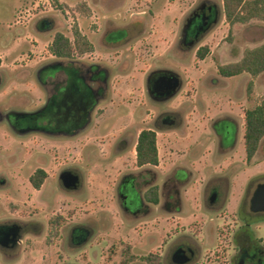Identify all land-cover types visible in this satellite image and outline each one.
<instances>
[{
	"label": "rangeland",
	"instance_id": "obj_1",
	"mask_svg": "<svg viewBox=\"0 0 264 264\" xmlns=\"http://www.w3.org/2000/svg\"><path fill=\"white\" fill-rule=\"evenodd\" d=\"M18 1L0 0V225L26 222L30 225L25 229L17 254L14 256V252L7 253L6 258H2L0 254V264H86L89 251L94 247L96 251L89 264H120L126 247L132 249L129 243L136 245L137 241L144 243L143 248H136L132 254L137 257V262H142L140 258L144 257L139 255L151 252L157 244L163 247L162 264H173L172 253L180 245L188 244L195 254L187 264H240L241 256L235 240L240 229H245L264 246V213L250 212L253 193L258 185L264 184V140L249 166L245 161L243 141L244 112L257 106L264 97V73L255 78L242 74L228 79L218 74L219 67L239 62L244 51L264 43V23L252 21L231 28L225 22V17L222 19L223 0H176L163 20L170 22L173 27L168 30L169 26L165 25L166 29L162 32L161 47L166 52L161 56L157 51L155 53L146 49L144 44L135 52L131 49L132 45L122 47L119 43V46H115L114 44L124 41L128 36L127 32L113 31L114 24L105 22L112 20L120 25L122 20L131 22L141 19L147 23L153 19L158 21L160 19L156 17H164V8L169 0H155V3L151 0L150 3L154 5L141 8V11L146 12L145 15L135 16L134 19L129 18L130 14L126 12L128 4L123 3L110 13L98 11L97 15L95 11L91 21L87 20L90 13L78 9L81 4L70 7L60 5L56 0H49L50 5L38 7V4H43L39 1L38 12H48L44 17L54 16L62 20V17L67 18L65 10L74 9L78 13L79 23L84 22L93 52L85 54L79 63H102L114 69L108 80L106 101L100 104V109L92 116L94 129L82 136L67 139L57 135L64 125L62 117L58 118L61 120L59 123L54 122L51 126L39 129H44V134H54L49 136L37 132L26 133L31 129L30 123L18 122L14 115L39 110L44 106L47 96L43 94V89L37 87L36 70L18 68L13 72L9 69V62L3 57L12 48L23 55V60L46 58L49 55L46 47L50 39L57 31L64 29L54 28L56 24L51 19V29L43 24L45 34L42 40L35 41V28L39 27V23L34 20L24 27L17 22V18L13 19L11 8ZM145 1L146 6L150 5L148 0ZM20 2H26V9H30L32 0ZM200 4L214 5L217 9V21L192 51H180L177 44L184 20ZM179 8H188V12L175 23ZM98 17L100 24L94 27L92 23L98 22ZM90 23L92 28L88 26ZM154 26L159 28L158 24ZM151 27L148 26L147 32L157 30ZM140 32H131L127 40L130 37L138 38L137 33ZM18 33L19 44L13 49ZM108 35L111 36L106 41ZM85 37H88L87 34ZM106 42L114 44L109 47ZM34 46L44 49L34 55ZM202 47H206L208 53L203 60H199L196 53ZM159 68L171 69L177 73L183 85L181 93L173 101L163 105V108L148 103L145 93L148 75ZM15 80H27L26 92L22 94L15 90L12 95L8 94L9 87ZM249 83H252L251 93H248ZM66 97L68 106L75 107L82 101L71 90H66ZM163 110L180 111L183 120L179 126L155 129L158 133L160 171L167 173L174 165L183 166L187 170L192 168L195 175L193 182L203 180L199 194L192 198V201H198L200 210L193 211L188 206L190 201L185 207L190 211L191 220L193 215L201 216L196 219L197 222L187 225H184L182 219L169 215L170 211H165L162 207L155 212L157 215L143 222L139 221L141 224L131 217L124 219L118 208L116 189L122 175L137 172L135 144L140 132L138 126L143 119H153ZM56 112L61 113L62 109L57 108ZM222 117L236 119L240 132L236 149L229 155L220 157L212 125ZM74 120L67 121L69 127L66 129L70 134L77 124ZM144 122L146 123L145 120ZM144 125L141 128H146ZM190 134L194 135L192 139H189ZM125 135L134 136L135 141L129 149L120 151L118 141ZM37 170H43L46 174V180L39 191L34 190L29 181ZM64 171L75 172L81 177L82 185L78 191L64 189L59 181V175ZM185 172L188 177L187 171ZM112 175L116 178L114 185L110 183ZM212 176L229 179V194L222 209L209 208L207 195L203 193L204 183ZM105 189L110 190L105 198L96 195L97 191L102 194ZM127 190L129 200L134 203L129 209L134 212L141 204L137 200L136 191L131 186ZM186 190L187 187L183 191L184 199ZM188 197L192 196L189 194ZM56 218L61 219V224L57 229V236H51L56 227L52 228L49 222ZM90 222L97 224L95 235L87 245L76 247L71 242L72 231L78 226L85 228ZM155 232L170 237L172 233V237L164 238L161 242ZM142 233L146 237L141 238ZM147 233L153 234L151 237L155 239V244L150 247L146 246L149 239ZM81 240L84 241L85 238L82 236Z\"/></svg>",
	"mask_w": 264,
	"mask_h": 264
},
{
	"label": "flooded vegetation",
	"instance_id": "obj_2",
	"mask_svg": "<svg viewBox=\"0 0 264 264\" xmlns=\"http://www.w3.org/2000/svg\"><path fill=\"white\" fill-rule=\"evenodd\" d=\"M216 16L217 9L214 5H198V7L195 8L184 20L180 39L177 44V49L180 51H192L194 47H196L201 42L203 37L209 32L210 28L213 25V21L216 19ZM72 60L76 62L80 61L77 58H74ZM94 75L99 85L97 89L93 88L92 90H90V88L86 87L84 84L82 87H78L76 85H70L67 87L64 86V83H55L52 93L45 100L43 107L33 113H14L16 120L18 122L26 121L30 123L31 129L26 133L37 132L44 134L45 130L43 129L42 131H39V129H41L42 127L44 128L46 126H51L52 124H54V122L56 124L59 123L61 121L58 119L59 117H62V119L64 120L63 128L59 129L60 132H68V129L66 128L69 127V123L67 122L69 119H75L74 121H77V124L74 126V128L81 125H87L94 113L98 98H105L106 90L108 91V80L107 78H105V75L102 76L98 72H95ZM85 89L87 90L86 93ZM182 89L183 85L180 76L171 69L167 68L154 69L153 71H151L145 81V93L147 101L148 103L155 105L154 107L163 108V105H166L170 103V101H173L179 95V93H181ZM66 90H71L75 95L81 97L82 101L80 103H77V106L75 107L68 106ZM57 108H61L62 112L57 113ZM56 116L58 117L56 118ZM144 120L147 124L144 122ZM182 120V113L180 111L166 110L160 112L157 117L154 116L153 119H143L142 124H139L138 126V131L140 132L136 138L135 148L141 132L152 131L155 132L157 137L158 133L155 129L159 127H175L176 125L179 126L182 124ZM147 121H149V123ZM143 124H145L144 126L146 127L144 129L141 128ZM239 127L240 126L238 124V121L232 117L219 118L212 125V129L217 138V154L220 157L223 155H229L233 150L236 149L240 132ZM20 134L23 135L22 132ZM47 135L52 136L54 134ZM134 141V136L125 135L118 141V148H121L120 151H126L130 146L133 145ZM156 167L136 166L135 170H137V172H130L122 175L120 183L118 184L116 189V194L118 208L124 219L131 217L138 223L139 221L143 222L146 219L151 218L161 207L165 211L170 212H178L179 208H181L183 191L188 186V182L191 178L189 171L183 166L174 165L170 169V171H168L163 176L162 184L160 186H157L155 185V182L157 181L158 176L153 170V168ZM185 171H187L189 175L188 177L185 175ZM65 173H71L79 178V188L77 190L67 191H78L82 185L81 177L75 172H62L59 175V181L61 182L63 187L64 184L61 180V175ZM205 184L206 185L203 189V193L205 194V196L207 195V204L209 208L222 209L226 205L225 201L227 200L229 194V179L224 176H212L206 181ZM130 186L134 191H136L138 195L137 200H139L141 204L134 212L130 211L129 209V206L134 205V203L129 200L130 198H128L127 195V189ZM153 188H158V205H154L153 203L145 199V194L153 190ZM156 206L159 207L155 210ZM140 222L139 224H141ZM29 225V222L8 223L0 225V254L2 258H6L5 254L7 253L14 252V256L17 254L16 251L18 250L20 244H22V238L26 231L25 229L29 227ZM246 226L250 227V225ZM96 231L97 224L93 222L86 224L85 228L78 226L74 229V231H72L71 242L76 247L87 245L88 241L92 239ZM137 234L139 235V233ZM150 235L154 236L152 234ZM82 236L85 238L84 241L81 240ZM151 236H148L149 241L153 239V237ZM235 240L238 243L237 251L241 256L240 264H264V246L261 245V242L258 243L257 239L252 238L245 229H240V232L238 233V235H236ZM259 241H261V239H259ZM186 249H190L192 251L193 257L195 251L192 249V247H190V245H180L172 253L171 261L173 262V257L176 252ZM130 250V252L132 253V249Z\"/></svg>",
	"mask_w": 264,
	"mask_h": 264
},
{
	"label": "crops",
	"instance_id": "obj_3",
	"mask_svg": "<svg viewBox=\"0 0 264 264\" xmlns=\"http://www.w3.org/2000/svg\"><path fill=\"white\" fill-rule=\"evenodd\" d=\"M21 0L18 1L17 4H14L11 8V13L13 14V19L15 20L17 18V22H19L20 25L24 26L27 24H30L32 21H37V23H39V27L35 28V33H36V37L34 38L35 41H40L42 40L41 38L43 37V35L45 34V28H43V24L46 25V27H51L53 26V23L51 21V19L53 20V22L56 24V26H54V28H61L63 27V31H57V33H61L63 34L68 40H70L71 35L70 34V28L67 27L68 25V21L67 19L63 18L62 16V20H59L58 18L54 17V16H49V17H44V15L48 14V12H38L37 10V4L39 3V1L41 0H32V3L30 5V9H26L27 7V3L26 2H20ZM25 1V0H24ZM60 5H66V6H78L79 4H83L84 5V9L85 12H88L91 14L90 18H88V21L93 20V16H95L94 12L96 11L97 15H98V11H107V13H110V11L115 8L117 5L119 4H123V3H127V9L126 12L128 14H130L129 18L134 19L135 16H142L145 15V11H141L140 9L145 7H149V6H153L150 1L148 0V6L145 0H56ZM176 0H174L173 2H171V0L168 1V5L164 8V17L161 18L162 16L159 15L156 18H159L160 20L158 21H154V19L152 21H150V23H147L144 20L139 19L138 21H131V22H125L124 20H122L121 24L118 25L116 24L114 21L112 20H107L105 22V24L111 23L114 24L112 30L113 31H120V30H126L127 35L129 36L131 32L133 31H137L140 32L139 34L137 33V35L139 36L138 38L133 39L134 37H130L129 40H127L126 36L124 38V41H126L124 44L123 42H118L117 44L114 43H107L106 44L109 45H115V46H119V43H121V45H123L122 47H128V45H132L131 49L133 50V52L138 51V49L144 44V46H146V49H150L151 51L155 52L156 51L159 53V55L163 56L165 54V48L161 47V38L163 39V31H165L166 27L169 26L168 30L173 27V25L170 22L163 21L164 18H166L167 14L172 10V8L174 7V4ZM155 3V0H154ZM27 4V5H26ZM145 9V8H144ZM24 10V11H23ZM38 12V13H36ZM188 12V8L186 10H181L180 8L178 9V19L175 18L174 21L175 23L178 22L181 17L185 16V14ZM55 18V19H54ZM222 19L224 20V15H222ZM27 20V21H26ZM79 20V19H78ZM96 20L98 22H94L92 24H94L93 26H99L100 22H99V17L96 18ZM26 21V23H25ZM84 24V22H83ZM80 21H78V26H79V31L78 33L86 38L88 41L89 39V34L86 32L84 25H83ZM154 24H158L159 28L157 29ZM150 25L151 28L153 29H157V30H153L151 32H147L148 31V26ZM166 25V27H165ZM26 26V27H27ZM89 28L92 26L91 23L88 25ZM92 26V27H93ZM91 27V28H92ZM49 31V30H48ZM51 31V30H50ZM172 31V30H170ZM162 33V34H161ZM87 34L88 37H85ZM55 36V35H54ZM54 36L50 39L47 48V53L48 52V48L51 45ZM111 35H108L106 38V41L108 38H110ZM136 37V36H135ZM133 41H130V40ZM20 40V34H17V40L14 43L15 47L13 49H16V45H18ZM136 40V41H135ZM91 41V40H90ZM89 41V43H91ZM47 44V43H46ZM164 44V43H163ZM110 47V46H109ZM114 47V46H113ZM43 48V47H42ZM44 49V48H43ZM40 47H35L34 46V55L39 54L40 52H42V50ZM124 48H120V50H122ZM126 50L130 49V48H125ZM116 50V48L114 49ZM9 52H7L5 54V56L3 57L5 60H7L9 62V69L13 72H16L18 70V68H27L29 69H33L36 70V81L38 84V88L39 89H43V94L45 93L47 97L50 96V94L52 93L53 90V86L55 85V83H64V86H70V85H76L78 87H82L83 84L90 88V90L97 89L99 87L97 79H95V72H98L99 74H101L102 76L105 75V78H107V80H109L110 74H113V68H111L108 65L102 64V63H94V64H84V63H79L76 62L74 60H66V59H57L54 58L53 56H51L50 54L48 55V57L46 58H41V59H34V60H23L21 57L23 56L22 54H20L18 52V50H12V48H10L8 50ZM111 51V50H110ZM165 51V52H164ZM125 56H127V54H124ZM123 56V55H122ZM2 67V66H1ZM51 71V72H50ZM123 74H121V76H124V71H122ZM27 80H20V81H16L11 84V86L9 87L10 89V93L11 94L13 92H15V90H19L22 92V94L24 92H26V90L28 89V84H26ZM1 82V80H0ZM26 89V90H25ZM69 89V88H68ZM107 92V90H106ZM100 96V95H98ZM106 98L100 99L98 98L97 100V104H96V108L94 110V113L96 112V110L100 109V104L105 100ZM102 109V108H101ZM93 113V114H94ZM93 116V115H92ZM93 124V119L91 117L90 122H88L87 125H81L79 127L74 128V131L72 134H70L71 132H59L57 135L58 137H72V138H67V139H73L75 137L78 136H82L85 133H87L88 131H91V129H94L92 127ZM56 135V136H57ZM190 136V137H189ZM187 135V137H189V139H192L191 137H193V134ZM158 140V138H157ZM158 146V145H157ZM194 153H196L197 151H193ZM158 155H159V161L161 163V159H160V151L158 149ZM197 156V155H196ZM161 165V164H159ZM154 172H156L158 178L157 181L155 182V185L160 186L162 184V180H163V176L164 172L160 171V166L153 168ZM189 173H190V180L188 182V186H187V190H186V198L184 199L182 197V205L181 208H179L178 212H167L169 213V215L175 216L177 218L182 219L184 222V225L187 224H191L192 222H195L196 219H198L201 215L198 216H194L193 215V220H191L189 214L190 211L186 210L185 207L188 205V201H190V208L194 211H199L200 210V204H198V201H192L196 194H199V190L201 189V185L203 183V180L201 181H194L193 179H195V175L194 172L192 171V168L188 169ZM105 174V173H104ZM114 179H116L113 175L110 177V183L111 185H114ZM193 182V183H192ZM205 184V183H204ZM97 196H101L102 198L106 197V194L110 193L109 189H105V191L102 194H98V191L96 192ZM191 195L192 197H188V195ZM159 206L155 207V210L158 208ZM157 215V214H154ZM197 222V221H196ZM143 235H141V238L146 237L145 233H142ZM155 235L157 234V236L160 237L161 242L164 240V238H171L172 237V233H171V237L169 235H161V233L155 232ZM160 234V235H158ZM153 235V234H152ZM151 236L150 234L147 233V237ZM140 237V236H139ZM158 237V238H159ZM122 241L124 242V238L123 236H121ZM147 243L146 246L150 247L152 245L155 244V239L153 238L152 240H148L147 239ZM141 244V245H140ZM168 244V243H167ZM130 246H132V253L134 254V250L136 248H143L144 243H140L139 241L136 242V245H133L132 243H129ZM161 245V244H160ZM87 247V246H86ZM166 246H164L165 249ZM161 247L157 244H155L154 248L151 250V252H147V254L145 255H139V256H146L148 254H157L159 255L161 258H163L162 255V251H161ZM96 251V248H91L89 251V256L87 257L86 260V264H89L92 262V257L94 255V252ZM140 254V253H138ZM136 255V254H135ZM138 256V255H137ZM138 260H136V262H134L133 264H145L143 262H137Z\"/></svg>",
	"mask_w": 264,
	"mask_h": 264
},
{
	"label": "trees",
	"instance_id": "obj_4",
	"mask_svg": "<svg viewBox=\"0 0 264 264\" xmlns=\"http://www.w3.org/2000/svg\"><path fill=\"white\" fill-rule=\"evenodd\" d=\"M79 10L84 9V5H80ZM223 12L225 22L232 28L235 25H246L252 21L264 23V0H223ZM74 47L79 55L93 52V46L82 37L77 30L74 31ZM74 47L69 40L61 33H56L48 52L57 59L72 60ZM208 53L206 47L199 48L196 55L199 60H203ZM264 73V43L254 49L244 51L242 59L233 64L219 67L218 74L222 78H234L242 74H248L255 78ZM252 91V83L248 85V93ZM264 140V97L261 102L252 109L244 112V134L243 141L245 147V161L249 166L252 159L258 153L261 143ZM135 164L137 167L158 166L159 155L157 148V137L155 132L143 131L140 133L135 148ZM46 174L43 170H37L30 177L29 181L32 188L39 191ZM145 199L154 205L159 204L158 188H153L145 194ZM52 228L56 227L51 236H57L58 227H60L61 219L51 220ZM131 250L126 247L122 253V262L120 264H131L135 262L137 257L133 256ZM145 264H162V258L157 254H149L140 258Z\"/></svg>",
	"mask_w": 264,
	"mask_h": 264
},
{
	"label": "water",
	"instance_id": "obj_5",
	"mask_svg": "<svg viewBox=\"0 0 264 264\" xmlns=\"http://www.w3.org/2000/svg\"><path fill=\"white\" fill-rule=\"evenodd\" d=\"M217 19L213 21L216 23ZM64 188L66 190H77L79 188V178L71 173H65L61 175ZM250 212L252 213H264V184L257 186L252 199L250 201ZM192 258V251L190 249L180 250L175 253L173 257L174 264H187Z\"/></svg>",
	"mask_w": 264,
	"mask_h": 264
},
{
	"label": "built area",
	"instance_id": "obj_6",
	"mask_svg": "<svg viewBox=\"0 0 264 264\" xmlns=\"http://www.w3.org/2000/svg\"><path fill=\"white\" fill-rule=\"evenodd\" d=\"M41 1H42L41 3H43V4L40 5V6L38 4V7H44V4H46V5L49 4L50 5L49 0H41ZM64 15H65V17H67L66 19L68 21L69 28H70V31H71L70 32L71 38H70L69 42L72 45V47H74V39H75L74 38V31L75 30L79 31V26H78V13L74 9L71 10V11L65 10L64 11ZM73 49H74V51H73V57L81 60L82 57L85 54L79 55L78 52L75 50V47Z\"/></svg>",
	"mask_w": 264,
	"mask_h": 264
}]
</instances>
